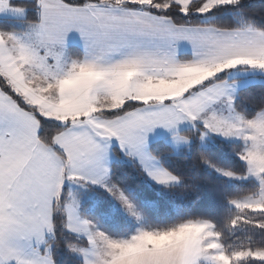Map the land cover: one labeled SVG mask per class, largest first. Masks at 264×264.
Segmentation results:
<instances>
[{"label":"snow or ice","instance_id":"obj_1","mask_svg":"<svg viewBox=\"0 0 264 264\" xmlns=\"http://www.w3.org/2000/svg\"><path fill=\"white\" fill-rule=\"evenodd\" d=\"M0 16V264H264V0Z\"/></svg>","mask_w":264,"mask_h":264},{"label":"trees","instance_id":"obj_2","mask_svg":"<svg viewBox=\"0 0 264 264\" xmlns=\"http://www.w3.org/2000/svg\"><path fill=\"white\" fill-rule=\"evenodd\" d=\"M15 2L16 3H21V2H23V0H18V1H15ZM13 23H15V21H13L12 19H6V20L0 21V26L10 27Z\"/></svg>","mask_w":264,"mask_h":264},{"label":"rangeland","instance_id":"obj_3","mask_svg":"<svg viewBox=\"0 0 264 264\" xmlns=\"http://www.w3.org/2000/svg\"><path fill=\"white\" fill-rule=\"evenodd\" d=\"M15 1H18V0H15ZM6 19H11V18L8 16H0V21L6 20Z\"/></svg>","mask_w":264,"mask_h":264}]
</instances>
